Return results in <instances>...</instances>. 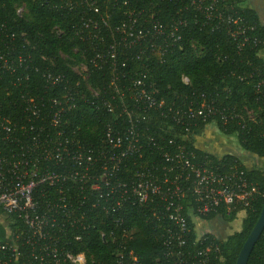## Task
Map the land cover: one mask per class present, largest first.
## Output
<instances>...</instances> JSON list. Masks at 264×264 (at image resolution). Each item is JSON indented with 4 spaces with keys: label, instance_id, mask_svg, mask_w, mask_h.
Here are the masks:
<instances>
[{
    "label": "trees",
    "instance_id": "trees-1",
    "mask_svg": "<svg viewBox=\"0 0 264 264\" xmlns=\"http://www.w3.org/2000/svg\"><path fill=\"white\" fill-rule=\"evenodd\" d=\"M92 1L89 5V0H0V53L9 52V58L14 60L19 54L26 58L21 66L14 61L15 69L11 72L0 71V103L6 106L8 101L19 96L20 91L44 98L59 96L65 87L72 91L77 88L82 96H76V104L65 116L67 122L63 126L74 129L80 139L93 148L105 144L106 124L122 129L130 114L132 118H140L139 127L145 133H151L155 140L159 137L173 139L186 143L198 155L208 154L214 159L227 155V161H236L260 194L251 208L245 209L237 230L223 238L206 233L219 246L216 264H235L264 201V61L260 56L264 49V26L260 25L257 14L243 5L245 0H219L216 7L224 13L231 11L240 24L252 27L246 30L247 41H243L236 25L219 23L215 26V22H207L201 12L189 5V0ZM66 2H73V8L68 9ZM20 6L23 11L18 13ZM129 12L136 18L134 34L142 27L139 26L142 21H148L145 23L150 34H154L152 23L156 22L165 34L174 30L178 38L176 41L167 39V50L161 59L155 50L146 47L145 41H132L135 36L128 35ZM88 18L96 21L99 29L85 28L83 23ZM165 34L156 43H160ZM253 38L256 44L252 43ZM7 41L12 48L5 47ZM143 50L145 52L141 54ZM62 53L68 54L69 59ZM75 59L84 61L88 70L86 80L73 70ZM144 70L150 79L145 82H153L157 99L174 101V105L181 106H186L189 100L196 104L212 101L220 112L205 121L173 123L161 116L159 109L144 111L142 104L132 103L134 89L129 88L133 79ZM46 71L62 75L63 80L46 87L42 76ZM182 74L189 78L188 84L181 81ZM113 83L118 91H114ZM90 88L98 93L93 94ZM102 99L113 102L111 110L102 105ZM246 110H252L253 119L246 115ZM222 114L227 119H222ZM210 124L217 128L216 135L220 140H233L238 151H245L256 162L247 165L233 153L209 152L196 143L194 148L192 132L201 131ZM207 132L211 133L209 129ZM186 133L189 140L184 141ZM218 137L214 140L218 141ZM144 158L160 156L157 152L151 155L150 149L144 147L135 160H122L125 166L116 171V176L130 177L133 162L140 164ZM39 165L49 170L63 169L53 161ZM39 190L37 187L34 191L36 195ZM84 193L72 192L80 198ZM105 204L107 212L99 207L86 213L90 228L81 232L80 247L76 251L85 253L88 264H117L118 253L122 255L120 264H131V256L136 257L135 264H159L156 260L162 252L161 236L155 227V219L149 217L148 207L124 201L114 211L110 204ZM186 208H183L184 213ZM220 215L228 221L236 217L235 212L227 216L221 211ZM116 217H120V223L114 221ZM212 218L210 215L201 219L207 223ZM188 220L192 222L189 215ZM9 226L15 229L14 223ZM101 231L104 238L100 236ZM190 237H194L192 232ZM247 264H264V228Z\"/></svg>",
    "mask_w": 264,
    "mask_h": 264
},
{
    "label": "built area",
    "instance_id": "built-area-1",
    "mask_svg": "<svg viewBox=\"0 0 264 264\" xmlns=\"http://www.w3.org/2000/svg\"><path fill=\"white\" fill-rule=\"evenodd\" d=\"M218 1L189 0V5L201 12L207 22H215V26L236 25L243 41H247L246 30L252 27L240 24L231 11L219 10ZM89 3L92 5L93 1ZM65 5L72 9L74 3ZM22 11L23 6L17 8L18 13ZM132 13L129 12L127 19L128 35L135 36L132 41H145L146 47L150 46L161 59L167 50V39L176 41L178 36L174 30L165 34L158 22L152 23L154 34H150L145 23L148 21L140 22L142 27L134 34L136 18ZM103 24L106 25L105 21ZM83 26L99 29L97 22L90 18L85 19ZM164 34L166 37L156 43ZM252 43L256 44V39ZM5 47L10 49L8 41ZM8 55L11 54L0 53V71L11 72L15 69L14 61L21 66L26 60L20 54L16 60ZM76 72L87 79L85 64L81 73ZM42 76L46 87L63 80L62 75L52 71ZM145 79L149 78L144 70L129 87L134 89L132 103L142 104L144 111L159 109L161 116L173 123L205 121L220 112L212 101L196 104L189 100L186 106H181L174 105V101L157 99L153 82L147 83ZM181 81L188 84L189 78L182 74ZM112 86L118 91L115 83ZM18 94L6 106L0 103V222L6 226L0 227V264H88L85 253L76 251L80 247L81 232L90 228L86 213L99 207L107 212L106 202L117 211L124 201L145 205L149 217L155 219L162 244L161 256L156 260L159 264H216L219 246L208 238V231L200 228L199 224L205 222L201 218L210 215L223 218L221 211L227 216L235 212L237 218L240 212L251 208L260 194L236 161L226 160L227 155L214 159L208 154L198 155L184 142L163 137L155 140L151 133L139 127L140 118H132L130 114L122 129L106 124L105 144L97 149L86 144L74 129L63 126L67 122L65 116L76 104V96H82L77 88L72 91L65 87L59 96L44 98L29 91ZM112 104L102 99V105L109 110ZM221 118L225 120L227 116L222 114ZM185 130L188 132V128ZM183 139L189 140V134ZM192 145L195 148V142ZM144 147L150 149L151 155L157 152L160 158H144L140 164L134 161L130 177L118 178L116 171L125 166L122 160H135ZM44 161H53L63 169L41 168L39 164ZM37 187H40L38 195L34 192ZM75 190L85 193L80 198L72 194ZM184 207H187L186 213ZM116 218L114 221L120 223V217ZM10 223H14V230ZM100 236L104 238L102 231ZM121 257L118 253L117 264L122 263ZM135 262L136 257L131 256V264Z\"/></svg>",
    "mask_w": 264,
    "mask_h": 264
},
{
    "label": "rangeland",
    "instance_id": "rangeland-1",
    "mask_svg": "<svg viewBox=\"0 0 264 264\" xmlns=\"http://www.w3.org/2000/svg\"><path fill=\"white\" fill-rule=\"evenodd\" d=\"M72 52L75 53V50H73ZM62 55L64 56V58L69 59L68 54L62 53ZM83 64H84V61H81V60L79 61V60L75 59V60H73L72 66H73L74 70L81 73ZM245 113H246V115L254 118L252 110H246ZM208 129L212 133H208L207 132ZM217 133H218L217 128L212 127L210 124L209 126L203 128L201 131L192 132L191 138H193L192 140L199 146L211 145V148L216 147L220 153H223V152L233 153L234 155L240 157L241 160L244 163H246L247 165H250L249 162H256V160L250 158L249 155L245 151H242V152L238 151V149L235 146L236 144L233 142V140H230V139L225 140V141L220 140L219 137L216 135ZM204 136H206V137H204ZM214 137H218V141L214 140ZM208 138L209 139L211 138V141L208 142V140H209ZM242 215H243V213L240 212L237 215V218L235 217L231 221H228L224 218H213L210 221L212 223V229H210V232L213 235H217L221 238L225 237L229 233H232L233 231H235L239 228ZM0 227H2V229H3V227L5 228L6 227L5 223L3 224V222L1 221ZM217 231L220 233L217 234L216 233Z\"/></svg>",
    "mask_w": 264,
    "mask_h": 264
},
{
    "label": "water",
    "instance_id": "water-1",
    "mask_svg": "<svg viewBox=\"0 0 264 264\" xmlns=\"http://www.w3.org/2000/svg\"><path fill=\"white\" fill-rule=\"evenodd\" d=\"M263 228H264V201L256 222L254 223L253 227L251 228V230L249 231L248 235L246 236L245 240L241 245L235 264H247V260L250 255V252L255 242L257 241L258 237L260 236Z\"/></svg>",
    "mask_w": 264,
    "mask_h": 264
},
{
    "label": "crops",
    "instance_id": "crops-1",
    "mask_svg": "<svg viewBox=\"0 0 264 264\" xmlns=\"http://www.w3.org/2000/svg\"><path fill=\"white\" fill-rule=\"evenodd\" d=\"M243 5L249 9L253 10L258 16V20H259L260 25L264 26V0H245ZM260 56L263 58V61H264V49H262L260 51ZM206 136H204V137H206ZM209 141H211V138L208 140V142ZM201 147L208 150L209 152H215V150H214L215 148H213V147L211 148V145H205V146L201 145ZM205 224H207V223L201 222V224H199L200 228H204Z\"/></svg>",
    "mask_w": 264,
    "mask_h": 264
},
{
    "label": "flooded vegetation",
    "instance_id": "flooded-vegetation-1",
    "mask_svg": "<svg viewBox=\"0 0 264 264\" xmlns=\"http://www.w3.org/2000/svg\"><path fill=\"white\" fill-rule=\"evenodd\" d=\"M215 152L218 153L219 150L215 147ZM208 232H210V229H212V223L209 221L207 222V224H205V227H204ZM211 233V232H210ZM217 234L220 233V232H216Z\"/></svg>",
    "mask_w": 264,
    "mask_h": 264
}]
</instances>
